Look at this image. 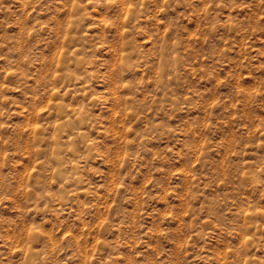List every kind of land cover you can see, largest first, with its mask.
I'll return each instance as SVG.
<instances>
[{
    "label": "rangeland",
    "instance_id": "obj_1",
    "mask_svg": "<svg viewBox=\"0 0 264 264\" xmlns=\"http://www.w3.org/2000/svg\"><path fill=\"white\" fill-rule=\"evenodd\" d=\"M0 264H264V0H0Z\"/></svg>",
    "mask_w": 264,
    "mask_h": 264
}]
</instances>
